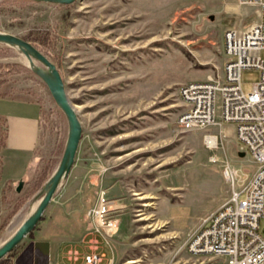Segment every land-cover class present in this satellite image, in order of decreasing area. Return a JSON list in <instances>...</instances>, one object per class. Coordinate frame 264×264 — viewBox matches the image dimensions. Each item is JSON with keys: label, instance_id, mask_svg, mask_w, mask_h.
I'll use <instances>...</instances> for the list:
<instances>
[{"label": "rangeland", "instance_id": "1", "mask_svg": "<svg viewBox=\"0 0 264 264\" xmlns=\"http://www.w3.org/2000/svg\"><path fill=\"white\" fill-rule=\"evenodd\" d=\"M243 10L255 15L256 7L237 0H0L1 33L22 39L49 33L52 48L42 54L59 71L82 126L68 178L8 258L34 241L48 244L51 264H74L61 256L91 231L87 213L105 193L119 213L117 230L103 246L109 261L102 264H197L185 243L229 198L225 165L238 171L241 184L255 164L246 153L240 157L245 151L229 128H180L178 91L221 71L223 33ZM258 80L259 72L243 71V92L250 94ZM0 97L41 109L38 139L15 181L2 177L7 140L0 148L1 247L38 206L62 158L68 124L27 59L2 44ZM20 109V103L0 102V116ZM0 127L7 131L1 121ZM209 136L217 139L214 148L206 144ZM7 170L12 177L20 172L11 164Z\"/></svg>", "mask_w": 264, "mask_h": 264}, {"label": "built area", "instance_id": "2", "mask_svg": "<svg viewBox=\"0 0 264 264\" xmlns=\"http://www.w3.org/2000/svg\"><path fill=\"white\" fill-rule=\"evenodd\" d=\"M237 4L256 7L258 23L244 31L227 29L223 33L221 71L185 84L178 91L182 101L177 118L180 128H229L240 150L245 151L242 153L255 164L241 184L238 171L225 165L224 176L232 186L229 198L201 220L185 243L186 252L197 259V264H264V0H237ZM245 70L259 72L250 94L242 90ZM118 213L115 201L100 193L87 213L91 224L87 252L69 251L68 261L102 264L105 255L101 249L117 230Z\"/></svg>", "mask_w": 264, "mask_h": 264}, {"label": "water", "instance_id": "3", "mask_svg": "<svg viewBox=\"0 0 264 264\" xmlns=\"http://www.w3.org/2000/svg\"><path fill=\"white\" fill-rule=\"evenodd\" d=\"M29 1L55 5H70L77 0ZM0 44L17 49L27 59L29 69L46 85L56 106L63 113L68 124L66 145L60 163L54 174L45 184L42 192L43 195L34 212L22 223L15 234L0 247L1 261L7 255L12 253L25 237L33 232L36 225L41 221L43 213L57 193L60 183L68 178L74 166L76 154L81 141L82 126L77 113L73 109V104L68 98L61 75L53 63L32 44L20 37L0 32ZM35 62H38L40 66H37ZM243 156L244 153H240V157ZM21 186L22 182L19 183L17 192L20 191ZM14 264H18L17 260Z\"/></svg>", "mask_w": 264, "mask_h": 264}, {"label": "crops", "instance_id": "4", "mask_svg": "<svg viewBox=\"0 0 264 264\" xmlns=\"http://www.w3.org/2000/svg\"><path fill=\"white\" fill-rule=\"evenodd\" d=\"M227 5V4H226ZM255 15L252 12L243 10L241 11V18L237 19V21H229L228 29L244 31L245 29L249 28L250 26L258 23V10L254 11ZM7 101V102H15L22 104V110L20 112H11L7 111L2 114L5 116H0V121L4 123L5 127L7 128V146L3 153V169H2V177L6 181H15L20 174L24 173L26 170L27 164L25 162V158L31 154L34 145L38 139L39 134V120L41 115L40 106L37 103H30L24 101H16L8 98H1L0 102ZM15 165L18 167L20 172L12 177L8 176V166ZM18 165V166H17ZM21 176V175H20ZM87 236L82 239L79 243V246L76 247L77 252L79 253H86V241ZM48 246V244H46ZM107 247V246H105ZM109 248V247H108ZM66 249V248H65ZM101 252L105 255L104 262H108L109 258L106 252L103 251V247ZM69 253V250L66 249L62 254L61 258H65V255ZM48 254L50 258L49 264L52 263L51 253L48 246ZM58 258V257H57ZM55 259L58 261V259ZM108 258V259H107ZM13 264V261H12ZM74 264H83L82 260L75 262Z\"/></svg>", "mask_w": 264, "mask_h": 264}, {"label": "flooded vegetation", "instance_id": "5", "mask_svg": "<svg viewBox=\"0 0 264 264\" xmlns=\"http://www.w3.org/2000/svg\"><path fill=\"white\" fill-rule=\"evenodd\" d=\"M16 260L18 264H49L48 246L44 243L30 241L11 261L14 264Z\"/></svg>", "mask_w": 264, "mask_h": 264}, {"label": "trees", "instance_id": "6", "mask_svg": "<svg viewBox=\"0 0 264 264\" xmlns=\"http://www.w3.org/2000/svg\"><path fill=\"white\" fill-rule=\"evenodd\" d=\"M21 1H29V0H21ZM48 35L49 33L46 31L31 32L24 38V40L32 44L39 52L49 56V50L52 48V46H51V42H49ZM6 140H7V131L2 130L0 127V148L5 146ZM41 178L42 176L40 177V179ZM6 257H7L6 259H2L0 261V264H12V261L8 258L9 255H7Z\"/></svg>", "mask_w": 264, "mask_h": 264}, {"label": "bare ground", "instance_id": "7", "mask_svg": "<svg viewBox=\"0 0 264 264\" xmlns=\"http://www.w3.org/2000/svg\"><path fill=\"white\" fill-rule=\"evenodd\" d=\"M73 109L75 110V112L77 113V107L73 106ZM216 138L215 137H208L206 138V144H208V148H214L216 146Z\"/></svg>", "mask_w": 264, "mask_h": 264}]
</instances>
